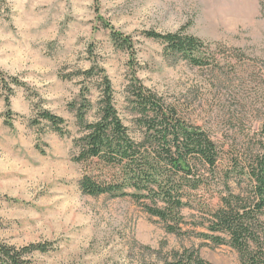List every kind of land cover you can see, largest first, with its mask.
<instances>
[{
  "label": "rangeland",
  "instance_id": "rangeland-1",
  "mask_svg": "<svg viewBox=\"0 0 264 264\" xmlns=\"http://www.w3.org/2000/svg\"><path fill=\"white\" fill-rule=\"evenodd\" d=\"M181 28L209 46L218 67L176 60L143 34ZM112 29L130 36L133 49L116 47ZM94 64L106 70L133 134L138 126L126 87L136 74L222 149L208 185L190 192L180 235L130 197L81 191L85 174H114L96 160H74L81 131L70 103L80 100L83 86L93 104L101 93L94 79L70 76ZM0 74L6 83L17 77L26 84L14 87L8 107L0 80L1 242H52L54 249L35 252L31 264H176L187 250L208 264H240L229 243L204 234H212L209 211L219 206L226 176L234 191L247 193L250 165L262 151L264 0H0ZM40 108L63 117L70 134L60 136L46 121L33 124ZM97 115L93 108L88 119Z\"/></svg>",
  "mask_w": 264,
  "mask_h": 264
},
{
  "label": "trees",
  "instance_id": "trees-1",
  "mask_svg": "<svg viewBox=\"0 0 264 264\" xmlns=\"http://www.w3.org/2000/svg\"><path fill=\"white\" fill-rule=\"evenodd\" d=\"M143 34L162 42L166 53L176 60L182 59L199 67H218L209 46L186 28L168 33L148 30ZM110 35L119 49H133L130 36L114 29ZM71 75V78L83 77L86 81L94 79L101 93L98 102L93 104L89 87L83 86L80 100L70 103L81 131L74 139L77 149L74 160L82 164L96 160L114 172L110 180L85 174L79 182L81 191L93 196L130 197L148 214L165 223L169 233L180 235L184 219L182 211L189 205L190 192L208 185L206 175L216 174L222 149L206 130L188 122L176 106L165 102L136 74L126 87L131 110L136 115L133 121L138 126L134 134L119 115L112 81L102 66L94 64ZM10 79V83H6L0 74L1 83L8 92V107L10 97L15 93L14 87H26L17 77ZM93 108L98 115L95 121H90L88 113ZM6 115V122L12 125L13 112L8 110ZM41 121H46L60 136L70 134L67 121L49 110L40 108L38 119L32 123L40 124ZM262 133L264 136V127ZM250 173L251 189L247 193L234 191L229 176H226L219 206L209 211L208 229L212 234L204 235L218 245L229 243L240 254V264H264V140L261 153L250 165ZM239 177L242 179V174ZM53 247L48 241L22 247L0 241V264H31L32 254L47 253ZM176 264L208 263L196 252L187 250Z\"/></svg>",
  "mask_w": 264,
  "mask_h": 264
}]
</instances>
